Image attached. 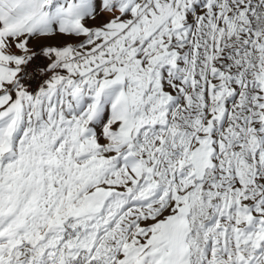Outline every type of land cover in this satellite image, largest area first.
I'll return each instance as SVG.
<instances>
[{"label":"snow or ice","instance_id":"6c2138e0","mask_svg":"<svg viewBox=\"0 0 264 264\" xmlns=\"http://www.w3.org/2000/svg\"><path fill=\"white\" fill-rule=\"evenodd\" d=\"M0 264H264V0H0Z\"/></svg>","mask_w":264,"mask_h":264}]
</instances>
